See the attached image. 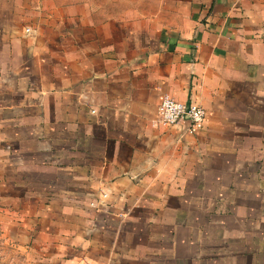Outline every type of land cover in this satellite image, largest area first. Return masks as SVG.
<instances>
[{
	"label": "crops",
	"instance_id": "obj_1",
	"mask_svg": "<svg viewBox=\"0 0 264 264\" xmlns=\"http://www.w3.org/2000/svg\"><path fill=\"white\" fill-rule=\"evenodd\" d=\"M1 89L0 188L50 168L52 197L146 214L130 253L78 236L49 264H264V0H0ZM164 95L204 128L154 124Z\"/></svg>",
	"mask_w": 264,
	"mask_h": 264
},
{
	"label": "rangeland",
	"instance_id": "obj_2",
	"mask_svg": "<svg viewBox=\"0 0 264 264\" xmlns=\"http://www.w3.org/2000/svg\"><path fill=\"white\" fill-rule=\"evenodd\" d=\"M1 90L6 95L0 92V98L8 99V105L17 101V95ZM1 117L8 119L5 114ZM29 143L30 147L34 145V141ZM7 167L5 176L13 180L7 189L0 188V264H49L50 257L60 247L64 253L63 246H68L64 243L78 236L93 237L107 245L118 238L123 248L121 253H130L125 251L124 244L138 237L132 227L146 219L143 211H136L130 218H120L114 216L111 208L104 210L101 203L96 204L91 198H75L70 192L52 197L63 184L64 175L50 168L16 173L15 165ZM58 177L63 178L59 181Z\"/></svg>",
	"mask_w": 264,
	"mask_h": 264
},
{
	"label": "built area",
	"instance_id": "obj_3",
	"mask_svg": "<svg viewBox=\"0 0 264 264\" xmlns=\"http://www.w3.org/2000/svg\"><path fill=\"white\" fill-rule=\"evenodd\" d=\"M26 33H29L27 28ZM182 122H187L186 132L195 135L205 126L206 112L194 103H182L168 95H164L158 106L154 124L161 127H173Z\"/></svg>",
	"mask_w": 264,
	"mask_h": 264
}]
</instances>
